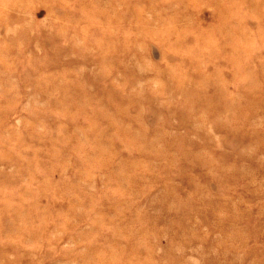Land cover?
Returning a JSON list of instances; mask_svg holds the SVG:
<instances>
[{"label": "rangeland", "instance_id": "374dc122", "mask_svg": "<svg viewBox=\"0 0 264 264\" xmlns=\"http://www.w3.org/2000/svg\"><path fill=\"white\" fill-rule=\"evenodd\" d=\"M0 264H264V0H0Z\"/></svg>", "mask_w": 264, "mask_h": 264}]
</instances>
